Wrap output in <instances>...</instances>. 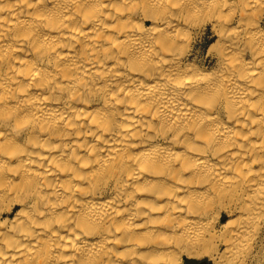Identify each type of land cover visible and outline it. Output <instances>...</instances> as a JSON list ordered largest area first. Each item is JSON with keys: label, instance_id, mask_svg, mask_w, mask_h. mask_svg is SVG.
Segmentation results:
<instances>
[{"label": "bare ground", "instance_id": "6f19581e", "mask_svg": "<svg viewBox=\"0 0 264 264\" xmlns=\"http://www.w3.org/2000/svg\"><path fill=\"white\" fill-rule=\"evenodd\" d=\"M263 236L264 0H0V264H253Z\"/></svg>", "mask_w": 264, "mask_h": 264}, {"label": "rangeland", "instance_id": "374dc122", "mask_svg": "<svg viewBox=\"0 0 264 264\" xmlns=\"http://www.w3.org/2000/svg\"><path fill=\"white\" fill-rule=\"evenodd\" d=\"M210 35H211V32H210V29L208 28V30L202 36V38L200 39V41L198 43V45L201 48L203 53L206 51L208 45L212 41L211 39H209ZM208 262H210L208 260V257H205L202 259H190L189 261H187L188 264H207ZM253 264H264V236H263L262 241L260 243V247H259L258 253H257V255L253 261Z\"/></svg>", "mask_w": 264, "mask_h": 264}]
</instances>
